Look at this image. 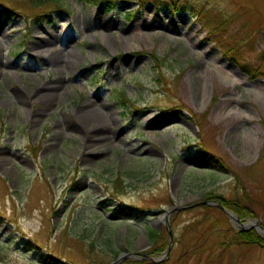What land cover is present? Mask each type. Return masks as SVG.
<instances>
[{"label":"rangeland","instance_id":"rangeland-1","mask_svg":"<svg viewBox=\"0 0 264 264\" xmlns=\"http://www.w3.org/2000/svg\"><path fill=\"white\" fill-rule=\"evenodd\" d=\"M149 1L61 0L37 21L0 0L21 15L0 17V264H112L154 247L151 229L168 244L169 213L164 261L121 264H264L232 245L248 227L203 207L237 200L264 238V0ZM89 109L100 120L80 127Z\"/></svg>","mask_w":264,"mask_h":264},{"label":"trees","instance_id":"trees-1","mask_svg":"<svg viewBox=\"0 0 264 264\" xmlns=\"http://www.w3.org/2000/svg\"><path fill=\"white\" fill-rule=\"evenodd\" d=\"M94 2H96L97 4H110V6L112 8H115L117 4H119L121 1H128V0H93ZM135 1H139L141 3L142 6H145L148 2H150L149 0H135ZM24 3H27L30 5V7L33 10H38L39 13H37L34 18L37 21H44L46 18H50L51 16L48 14H51V12L53 10L56 9H60L62 10V3L61 0H23ZM151 2H156V0H151ZM174 0H170V4H173L174 6V10L177 11V9L179 8V6L181 5V3H177ZM186 6H184L185 8ZM0 10H2V12H0V17L6 15L7 20H11V19H16V18H20L21 15L16 13V10L10 9L5 5H0ZM187 9H189V7H186ZM50 9V10H49ZM197 9V8H196ZM204 6L199 9H197V11H195V13H197V16H200L201 14H204ZM131 16V17H130ZM135 14L133 15V13L131 15H129L130 18H134ZM44 17V18H43ZM259 18H261V15H258ZM237 18V15H234L232 18H228L229 20H235ZM228 19L225 23H228ZM217 31L211 30V34L213 35L214 33H216ZM231 52V50H228L225 52V55H229ZM152 58L157 62L160 63L161 65L158 66L159 70L163 67V65L166 63L165 60L161 59L160 57H158L156 54H152L151 55ZM232 61L234 60V56L233 54L230 55ZM262 57L264 58V52L262 53ZM243 66V69L245 71V73L250 77L253 78L256 75L253 74V71L251 69H248L246 67ZM259 72V70H258ZM260 74L262 75L263 73L260 72ZM120 97L122 98L124 103H129L131 102L130 99H127V95L125 93H120ZM132 103V102H131ZM120 181V180H119ZM121 182V181H120ZM209 196H211L212 199H214L215 201L220 202L223 206H225L227 209L235 212L241 219L244 218H252L251 216H253V214L249 211V209L245 208V206L240 205V203L233 199H228L225 196L221 195V194H215V193H209L207 194ZM104 204V203H102ZM203 207L207 208L209 206L207 205H203ZM114 212L117 213V215L120 218L123 219H132V218H137L139 216L138 214V210L134 207H118L113 209ZM224 214V213H222ZM149 238L153 241L154 243V247H152L151 249H149L148 251H146L148 254L155 256V255H162L168 245V244H164L162 245L160 242V233H158L156 230L151 229L149 232ZM232 245H247V246H258L262 249H264V238L263 236L259 235L254 229H249V230H245V231H238L236 232V238L232 241ZM42 261L44 262V264H63L60 263L59 260L54 259L53 257L49 256V255H43L41 257ZM140 264H144L143 262H141Z\"/></svg>","mask_w":264,"mask_h":264},{"label":"water","instance_id":"water-1","mask_svg":"<svg viewBox=\"0 0 264 264\" xmlns=\"http://www.w3.org/2000/svg\"><path fill=\"white\" fill-rule=\"evenodd\" d=\"M205 204H209V205H215L217 207H219L229 218H231L234 222L238 223L241 227V229H243L244 227H248V228H253V226L256 223H248V224H243L242 221L239 219L238 215L235 214L234 212L228 210L227 208H225L223 205H221L218 202H206ZM172 213H169L168 215L165 216L166 218V227L169 230V236H170V245L167 248V250L165 251L164 255L168 256L170 253V250L173 246L174 243V236H173V232L170 230V226H169V218L171 216ZM257 230L259 231V229H262L264 231V228L260 227V226H256ZM126 259H138V260H143V259H147L153 263H160L163 261L162 258L159 257H152L147 253H141L140 256H137V254L135 252L133 253H122L120 254V256L118 257V259L116 261H114L112 264H121L124 260Z\"/></svg>","mask_w":264,"mask_h":264},{"label":"bare ground","instance_id":"bare-ground-1","mask_svg":"<svg viewBox=\"0 0 264 264\" xmlns=\"http://www.w3.org/2000/svg\"><path fill=\"white\" fill-rule=\"evenodd\" d=\"M43 44H45V41L42 40L40 42V44L38 45L39 47L36 49L35 52H39L40 51V47L43 46ZM59 87H61V83L58 84H50L44 87V89L42 90V92H37L34 95H30V97L32 99H36V100H45V101H50L52 100V98L54 97V90L58 89ZM79 117V126L82 127L85 124H89V123H95L98 122V120H100V117L98 116L97 112L94 109H89L86 112H82V115H78ZM81 121V123H80ZM90 142H92V139H90Z\"/></svg>","mask_w":264,"mask_h":264}]
</instances>
